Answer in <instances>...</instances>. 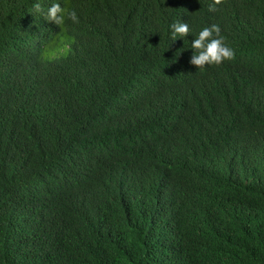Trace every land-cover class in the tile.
I'll return each mask as SVG.
<instances>
[{
    "label": "trees",
    "instance_id": "obj_1",
    "mask_svg": "<svg viewBox=\"0 0 264 264\" xmlns=\"http://www.w3.org/2000/svg\"><path fill=\"white\" fill-rule=\"evenodd\" d=\"M213 2L0 0V264H264V0Z\"/></svg>",
    "mask_w": 264,
    "mask_h": 264
},
{
    "label": "clouds",
    "instance_id": "obj_2",
    "mask_svg": "<svg viewBox=\"0 0 264 264\" xmlns=\"http://www.w3.org/2000/svg\"><path fill=\"white\" fill-rule=\"evenodd\" d=\"M223 0H214L209 5V11H216V5H220ZM33 8L36 12H41L42 7L40 3H35ZM65 15L74 23H79V19L75 10H68L62 8L59 3H53L47 11L46 19L54 22L56 25L64 23ZM171 38L175 41L177 36L187 37L190 29L189 25L184 22H176L170 25ZM215 34V35H214ZM55 45V44H53ZM191 48L194 51L190 63L197 66L198 69L203 68L205 65H220L224 61L235 59V50L229 47L225 42V37L221 35L218 25H211L204 27L191 43Z\"/></svg>",
    "mask_w": 264,
    "mask_h": 264
}]
</instances>
